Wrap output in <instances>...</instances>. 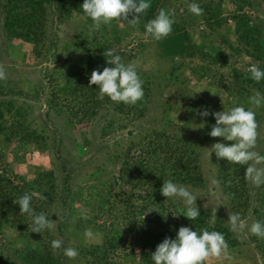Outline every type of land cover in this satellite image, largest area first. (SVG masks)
I'll use <instances>...</instances> for the list:
<instances>
[{"label": "trees", "instance_id": "1", "mask_svg": "<svg viewBox=\"0 0 264 264\" xmlns=\"http://www.w3.org/2000/svg\"><path fill=\"white\" fill-rule=\"evenodd\" d=\"M169 1L152 0L151 7L135 27L121 20L124 23L123 28L114 20L115 22L109 24L110 28L107 24L98 29V33L102 32L101 37L86 36L81 39L83 35L81 34L78 41L72 43L75 46L74 51L79 55L71 59L70 69L64 77L66 82L63 85L56 82L49 100L51 110L64 115L71 131H77L81 126L89 128L100 116L99 118L103 120L99 128L100 132L104 137H109L115 131L123 129L126 121H135L146 116L152 101L154 77L142 75V72L138 71L144 81V97L135 105L113 102L107 97L103 100L99 99L97 86L94 84L89 86V81L94 69L102 71L107 66V57L103 54L108 49L114 54H119L125 63H133L131 52L120 48L119 45L133 32H139L154 41L145 34L144 25L154 18L160 8L170 11ZM187 1L191 3L197 0ZM201 1L198 0L196 3L202 4ZM227 1L233 7L229 9V15L225 16L224 6ZM82 3L83 0H3L0 23L8 50L12 51L17 44L34 47L37 43H44L48 9L58 13L59 18L68 19L74 14L82 16L84 23L92 27V20L83 14L80 7ZM263 4L264 0H208L200 6L204 10L201 15L202 20L211 30V33L204 36L205 38L211 39L212 33L221 31L225 25H228L229 20L233 23L237 45L227 41L222 34L223 42L228 44L227 48L232 51L234 58L242 56L249 62L246 67L248 70L232 69L234 81L223 88L227 94L226 105L230 104L228 109L231 108V103L234 106L243 105L245 108H252L256 112L258 127L264 124V106L255 108L254 104L249 103L248 98L254 95L256 90L264 93V80L256 82L251 79L249 69L252 65L264 69V19L260 17V13H264ZM252 11L256 15H253ZM184 12L187 16L193 15L187 8ZM129 19H132L131 15ZM183 23L174 22L173 32L169 36L159 41L155 40L161 57L173 61L172 71L164 76L171 83L180 81V76L188 67L182 59L192 60L201 57L202 63L191 71L190 78L181 80L180 85L205 80L211 77L214 64L228 63L224 49L213 44L207 48L194 38ZM178 58L181 59L180 63H177ZM3 81L4 79L0 80ZM180 85L177 88L183 95ZM0 91L4 93L1 85ZM175 96L181 97L174 94L164 104L172 108L174 104L180 103L179 98ZM199 105L202 103L197 102L192 106L189 116L180 118V121L164 120L163 127H144L137 132H131L130 140L123 144L118 142L121 146L120 150L117 149L119 147L113 148V156L109 152L110 160L106 158L115 162V165L120 161L121 165L116 169L117 171L110 170L102 174V167L94 169L86 179V190L73 192L69 188L64 189L65 197L60 201L61 197L56 193L57 176L54 170H38L36 176L28 180L25 176L16 175L13 164L8 162V150L12 145L15 146L12 151L18 162L23 161V152L31 146L51 153L46 144L49 140L47 129L32 126L27 113L21 108H16L13 100L0 101V149H2L0 151V235H4L5 230L11 228L18 232L19 239L23 240L22 247L13 248L12 253H0V264L66 263L67 256L64 255L63 249L53 250L51 247V241L56 239L54 232L52 230L32 232L31 217L20 212L17 201L25 193L34 194L32 206L35 212H43L52 220L54 216L51 212L52 208L57 202L62 205L63 215L59 219L61 226H58L61 235L69 231L71 234L80 232L79 236H82L86 234L85 230H90L100 237L99 243L90 246H84L82 243L76 246L82 258V260L78 259L80 264H117L118 250L125 241H129L132 250L134 246L141 249L139 256L136 252H130L125 256L130 258L129 262L139 259L140 264H153L151 253L155 251L157 244L165 237L175 238L181 226H189L198 232L202 229L222 232L229 247L237 248L240 242L236 232L225 223L218 212L200 206L198 207L200 216L190 221L181 214L184 207L181 203H172L160 192L163 181L167 179L195 190H205L208 185L201 145L202 142L223 141V138L208 135L211 126L215 123L211 115L205 122V129L201 131V139L197 136L198 131L188 134L189 127L195 123V118L192 116L199 109ZM203 107L210 113L221 109V107L213 109L204 105ZM173 125L176 130L170 132ZM87 130L80 133L82 142L77 144L81 155L87 154L91 145ZM56 132L54 130L55 135ZM199 140L201 142H198ZM60 142L63 141L57 139L54 142L56 150L53 155L55 154L57 158L62 157L58 151ZM259 145V153L264 155V140ZM213 159L216 165L217 183L223 189L233 213H239L245 220L252 208V223L257 220L264 222V185L257 187L245 179L246 166L217 159L215 154ZM66 167V164H63L64 171ZM81 186L82 182L78 187L82 188ZM125 187L128 189L126 190ZM253 192L257 199L255 207L252 206ZM78 202L86 206L87 217L73 212ZM91 206L94 208V221L89 218L91 213L88 212V208ZM213 218L215 223L211 224ZM252 240L257 242L264 256V237L253 234ZM205 264H208L207 261Z\"/></svg>", "mask_w": 264, "mask_h": 264}, {"label": "rangeland", "instance_id": "2", "mask_svg": "<svg viewBox=\"0 0 264 264\" xmlns=\"http://www.w3.org/2000/svg\"><path fill=\"white\" fill-rule=\"evenodd\" d=\"M2 1L0 0V15L2 12ZM198 1V0H197ZM195 1V2H197ZM208 0H202L201 3L207 2ZM170 11L174 15L175 23L184 21L186 29L193 34L194 38L207 46L216 45L220 46L225 50L227 55L228 63L226 65L214 64L211 70V77H208L202 81H191L185 84H181V80L185 81L186 77H191V71L196 69L201 63L202 59L200 56L192 60H183L188 67L184 69V74L180 76V81H173L172 83L165 79V75L169 74L173 68V61L170 59L163 58L160 55L159 47L156 41H151L145 35L139 32H133L126 38L120 48L131 52L132 62L137 66V70L142 72V75H149L154 77L152 85V101L149 104V109L146 116L135 121H126L124 127L121 130H117L109 137H104L100 129L103 120L99 117L96 122L86 128V126L78 127V130L71 131L66 124L64 115H59L56 111L51 110L49 107V100H51V92L55 88L56 82L63 85L66 82L64 78L66 73L69 71L71 66V59L76 58L79 54L74 51V41H78L79 35L81 39L90 36L97 38L102 36V32L98 33V29L94 30L91 25H86L84 18L77 14L72 15L70 18H59L53 9H48V23L46 28V38L44 43H37L33 46H22L16 45V48H12V51L8 50V44L5 41L2 31V23H0V68H2L6 74V78L3 82H0L1 88L4 93L0 91V101L2 100H13L16 108L23 109L28 117L29 123L35 127H42L47 129L49 140L47 146L51 150L42 151L35 147H30L28 150L23 152V161L18 162L15 160V155L12 151L15 146L12 145L8 151L9 163H12L14 172L17 175L25 176L28 180H32L38 170H54L57 176V195H59L60 201L62 197H65L64 189H68L77 192L80 189H87L86 179L89 177L91 171L96 168L102 167V174H106L107 171H114L120 168V161L115 162L109 161V152L112 155V149L117 148L120 150V143H126L130 140L131 132H137L140 128L144 127H163L165 126L164 120L180 121V118L189 116L192 106L197 102L202 103L199 105L193 118L194 125L189 127L188 134L191 132L198 131L197 136L201 139V131L205 129L204 125L207 121V117H203L200 113L207 108L204 106L213 108L221 107L220 111L228 110L227 94L223 90L224 86L234 81V75L232 69L245 71L249 60L242 56L233 57L231 50L227 48L228 44L223 42V36L226 37L227 41H231L232 44L237 45V39L234 34V27L232 21H228V25L224 26L218 33L213 32L212 40L207 39V36L211 33L210 28L206 25L205 21L202 20L201 15L187 16L184 9H189V2L186 0H170ZM194 2V1H193ZM202 4H199L201 6ZM233 6L227 1L225 4V16L229 15V9ZM264 9V4H263ZM253 15H256L252 11ZM260 17L264 19V13H260ZM184 19V20H183ZM115 22V21H114ZM189 22V23H188ZM119 26L124 28V23L121 20L115 22ZM87 26V27H86ZM108 28H110L108 24ZM91 33V34H90ZM104 33V32H103ZM70 44V45H69ZM15 47V46H14ZM49 49V52H48ZM40 55V57H37ZM177 63H180L181 59H176ZM248 70V69H247ZM141 75V74H140ZM141 75V76H142ZM58 80V81H57ZM180 85V90L184 92L183 95L179 92L177 86ZM179 95L181 101L178 104H174L172 108L165 105L164 102L173 95ZM175 98V99H176ZM174 102L172 101L171 104ZM231 107H234L231 103ZM255 108H258L255 106ZM209 111V110H208ZM199 123V124H198ZM200 125V126H199ZM199 126V127H198ZM176 127L173 125V129L170 132H175ZM88 129V130H87ZM91 129V130H90ZM56 130L57 134H54ZM87 130L88 135L91 139V145L89 152L85 155H81L77 144L82 142V135ZM258 136L255 150L260 151V142L264 140V124L259 125L257 128ZM61 139L59 153L62 156L57 158L53 153L56 150L55 140ZM198 142H201L199 140ZM224 143L229 144L231 141H225ZM214 143L202 142L201 154L203 156V163L206 168V175L208 178V185L205 190H195L188 188L189 191L193 192L197 196V206L206 207L213 211L218 212L222 218L226 221L225 223L231 226L228 220L229 215L234 214L223 189L217 183L216 176V165L214 161V152H212V145ZM2 149H0L1 151ZM27 152V154H25ZM22 155V153H20ZM113 156V155H112ZM108 158V159H106ZM8 163V164H9ZM63 164H66V171L63 169ZM117 171V170H116ZM82 182V188L78 187ZM127 190L128 188L125 187ZM98 191H101L98 189ZM255 192H253L254 194ZM76 203V210L73 211L75 214L85 215L84 204ZM253 205L257 206V199L254 194ZM62 205L57 204L52 208L51 212L54 214V236L56 239L63 241L65 248H75L83 243V245L90 246V244L99 243L100 237L95 235L92 231L90 234H84L79 236L80 232L71 234L66 231L64 235H61L58 230V226H61V220L63 212H61ZM88 212L91 213L89 217L92 221L94 218V208L91 206L88 208ZM88 214V213H87ZM57 216V217H56ZM86 216V215H85ZM87 217V216H86ZM246 227L243 229L235 230L240 245L232 249L228 247L229 258L225 259L223 254L220 258L210 257L207 260L208 264H264V256L260 251L257 242L252 240V235L249 231L253 221L252 208L247 214ZM99 223H101L99 221ZM214 223V219H211V224ZM85 227V226H84ZM87 228V227H85ZM84 232H88L85 230ZM19 233L13 229H7L4 235H0V253L10 254L13 248L22 247V239H19ZM16 241V242H15ZM14 244V245H13ZM132 246L128 242H123L118 250L117 264H140L138 260L129 262V257H125L130 252H136L137 256L141 253L139 247ZM63 249V247H62ZM77 250V249H76ZM75 258H66L65 264H80L78 259L80 257L79 251ZM132 260V258H131ZM65 261V260H64Z\"/></svg>", "mask_w": 264, "mask_h": 264}, {"label": "clouds", "instance_id": "3", "mask_svg": "<svg viewBox=\"0 0 264 264\" xmlns=\"http://www.w3.org/2000/svg\"><path fill=\"white\" fill-rule=\"evenodd\" d=\"M151 3L152 0H83L80 7L83 14L92 20L94 31L114 20L127 21L135 27L151 7ZM189 11L198 16L204 12L196 2L189 4ZM130 15L132 19H129ZM174 22L173 13L160 8L154 18L145 23V34L153 40H162L173 32ZM103 55L107 57V66L102 71L94 69L89 81V86L93 84L97 86L99 99L103 100L107 97L113 102H123L126 105H135L141 101L144 97V81L138 73L137 66L134 63H125L122 57L114 54L111 49ZM249 71L254 81L264 80V69L252 65ZM5 78L6 74L0 68V80ZM248 100L256 107L264 106V93L256 90ZM200 115L203 117L211 115L215 119V123L208 132L210 137H220L223 141L232 142L226 144L223 141H217L212 145V152L217 159H225L232 164L246 166L245 179L257 187L264 185V167H258V165H264V155L255 150L258 136L256 112L252 108L239 105L227 111L223 109L211 113L208 109H204ZM160 192L172 203H181L184 206L181 214L190 221L200 216L196 202L197 196L187 187L167 179L163 181ZM33 195L25 193L19 197L17 204L20 212L31 217L32 232L53 230L54 220L43 212H35L32 206ZM228 220L233 231L247 226L239 213L229 215ZM249 231L257 237H264V222L254 221ZM86 234H90V230ZM51 247L53 250H60L63 247V241L54 239L51 241ZM228 247L222 232L207 229L198 232L189 226H181L175 238L165 237L157 244L155 251L151 253V260L153 264H205L210 257L220 258L223 254L225 259L229 258ZM63 253L69 258H75L78 255L77 250L71 247L63 248Z\"/></svg>", "mask_w": 264, "mask_h": 264}]
</instances>
